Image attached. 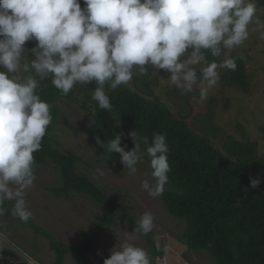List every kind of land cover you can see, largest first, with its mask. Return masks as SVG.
<instances>
[{
	"label": "clouds",
	"instance_id": "clouds-1",
	"mask_svg": "<svg viewBox=\"0 0 264 264\" xmlns=\"http://www.w3.org/2000/svg\"><path fill=\"white\" fill-rule=\"evenodd\" d=\"M83 2L84 7L80 0H0V217L9 211L25 223L33 217L25 200L36 178L33 154L41 149L52 121L50 105L37 92L41 81L51 78L63 95L76 84L95 82L92 99L100 109L111 110L106 84L115 90L134 74L162 69L182 94L198 89L203 102L217 86L219 70L237 68L229 52L249 38V25L259 23L257 13L264 11L259 0ZM31 40L36 45L26 49ZM25 53L33 58L27 60ZM207 53L223 59L209 62ZM130 135L133 139L135 131ZM122 136L116 134L107 144L95 139L109 153H119L129 175H135L143 152L134 139V147L126 151ZM143 143L148 145V139ZM146 152L155 184L143 180L141 187L157 198L170 171L166 136L154 134ZM260 183L250 178L251 188ZM6 202H13L10 209ZM153 228L154 216L145 212L132 233L147 235ZM104 264H150V258L144 248L125 241Z\"/></svg>",
	"mask_w": 264,
	"mask_h": 264
},
{
	"label": "rangeland",
	"instance_id": "rangeland-1",
	"mask_svg": "<svg viewBox=\"0 0 264 264\" xmlns=\"http://www.w3.org/2000/svg\"><path fill=\"white\" fill-rule=\"evenodd\" d=\"M261 7L258 3V8ZM257 16L259 23L249 25V38L229 52L230 57L236 54L244 63L250 88L248 93H243L238 86L225 85L222 78L227 69L219 70L218 84L203 102L199 99L198 89L182 94L181 89L170 84V74L162 69L156 72L149 68L147 75L134 74L125 86L167 105L174 117L183 120L194 134L200 137L208 134L217 150L222 149L223 142L229 137L243 140L244 133L250 142L257 144L258 155L264 158V133L261 129L264 124V38L261 35L264 33V11H258ZM33 41L36 45L37 42ZM25 58L31 60L33 57L25 53ZM197 72L199 74V68ZM81 88V84H76L74 100L60 99L50 110V113L58 112L48 126V136L52 138L53 145L63 154L79 157L77 173L87 176L108 196L125 206L137 224L143 213L153 214L151 233L154 245L159 240L167 263L214 264L206 253L187 251L182 240L184 224L167 214L160 196L153 198L141 187L143 180L155 184L150 164L141 159L136 165L137 173L129 175L127 168L105 160L98 153L91 131L92 116L81 106ZM212 99L216 100L213 107L210 105ZM211 125L218 130L212 132ZM34 169V185L25 196L33 213L29 219L31 223L65 245L91 242L85 254L88 264H104L111 250L115 246L119 249L125 241L144 248L149 254L150 264H160L157 257L152 256L147 239L140 233H132L134 230L127 219L116 213L110 231L100 227L101 208L88 195L70 192V199L63 195L56 197L49 189L59 184L57 169L51 163L34 166ZM98 170L103 172L102 176ZM12 203L6 202V208L10 209ZM130 235L136 238L130 240ZM0 250L11 253L5 259L11 264H54L55 255L48 240L39 231L24 225L19 218L12 217L10 211L0 217ZM64 264L78 263L73 255L68 254Z\"/></svg>",
	"mask_w": 264,
	"mask_h": 264
},
{
	"label": "trees",
	"instance_id": "trees-1",
	"mask_svg": "<svg viewBox=\"0 0 264 264\" xmlns=\"http://www.w3.org/2000/svg\"><path fill=\"white\" fill-rule=\"evenodd\" d=\"M80 3L84 7L83 0ZM258 3L264 7V0ZM34 46L33 40L25 44L26 48ZM207 58L209 62L219 59L210 53H207ZM231 58L235 59L237 68L234 71L227 69L222 79L226 86H238L243 93H248L250 88L244 63L236 54H232ZM81 86V106L92 116L91 131L95 138L99 137L107 144L116 134L123 133L121 146L128 151L134 147V141L139 143L142 159L150 164L146 148L151 144L153 135L160 133L166 136L170 171L168 188L160 199L167 214L184 224L182 240L187 251L206 253L214 264H264V158L258 155L256 143L250 142L243 133V140L229 137L223 142L222 149L217 150L208 134L203 137L194 134L158 99L150 100L148 95H141L125 85L110 90L106 84L112 108L103 110L92 99L97 86L95 82ZM73 89L63 95L48 78L40 82L37 92L51 110L60 99L74 100ZM215 104L216 100L212 99L211 107ZM57 113L56 110L51 113L53 119ZM210 129L212 132L218 130L214 125ZM261 129L264 133V124ZM133 131L136 133L134 141L130 135ZM48 132L49 129L41 141V149L33 155L34 166L51 163L58 171L59 184L49 191L66 199H70V192L88 195L101 208L100 227L110 231L114 216L119 213L134 230L137 223L128 215L127 208L108 196L87 176L78 174L76 166L80 158L63 154L53 145ZM144 138L148 139V145L143 143ZM96 149L105 160L123 166L119 153H109L106 147L104 149L99 144ZM250 178H258L261 183L251 188ZM22 223L39 231L48 240L55 255L54 264H64L68 254L73 255L78 264H88L85 254L91 242L65 245L30 221ZM143 236L154 258L164 254L163 248L157 249L154 245L151 232ZM10 254L4 250L5 257ZM1 264L11 263L4 260Z\"/></svg>",
	"mask_w": 264,
	"mask_h": 264
},
{
	"label": "built area",
	"instance_id": "built-area-1",
	"mask_svg": "<svg viewBox=\"0 0 264 264\" xmlns=\"http://www.w3.org/2000/svg\"><path fill=\"white\" fill-rule=\"evenodd\" d=\"M164 255L157 257V261L160 262V264H169L166 262L165 258L163 257ZM6 257L4 256L3 251L0 250V261L5 260Z\"/></svg>",
	"mask_w": 264,
	"mask_h": 264
}]
</instances>
